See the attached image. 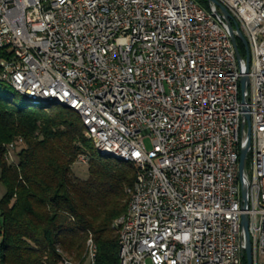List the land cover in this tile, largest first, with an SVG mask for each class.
Segmentation results:
<instances>
[{
    "label": "built area",
    "instance_id": "built-area-1",
    "mask_svg": "<svg viewBox=\"0 0 264 264\" xmlns=\"http://www.w3.org/2000/svg\"><path fill=\"white\" fill-rule=\"evenodd\" d=\"M216 1L247 44L245 214L252 264H264V0ZM212 10L194 0H0V81L69 100L104 150L137 163L128 264H242L241 74Z\"/></svg>",
    "mask_w": 264,
    "mask_h": 264
},
{
    "label": "trees",
    "instance_id": "trees-1",
    "mask_svg": "<svg viewBox=\"0 0 264 264\" xmlns=\"http://www.w3.org/2000/svg\"><path fill=\"white\" fill-rule=\"evenodd\" d=\"M194 1L209 9L206 0ZM236 46L245 59L239 40ZM50 105L27 100L19 108L0 96V264H87L89 239L94 264H119L113 222L125 212V191L136 170L96 156L79 118L45 111ZM18 140L22 146L9 163V146ZM82 155L88 158L87 179L71 169Z\"/></svg>",
    "mask_w": 264,
    "mask_h": 264
},
{
    "label": "bare ground",
    "instance_id": "bare-ground-1",
    "mask_svg": "<svg viewBox=\"0 0 264 264\" xmlns=\"http://www.w3.org/2000/svg\"><path fill=\"white\" fill-rule=\"evenodd\" d=\"M238 2H247V0H238ZM0 85H4L6 87L11 88L16 93L25 97L30 103L34 105H38L40 103L60 104L64 108L74 111L75 113H77L78 118L83 126L85 138L88 139L93 144L94 149L98 152L100 157L110 160L115 159L120 163H124L126 165H132L135 168L136 176L133 181V184L125 191L127 197L125 212L121 216H119L113 223V227L117 230V234H118V239H117L118 263L128 264V258L126 257V253L123 250V248L125 247V238L123 234H126V227H132L133 224L132 215L134 212V205L139 197V184L141 182V175L139 174V170L137 167V163H135V160L131 159L130 157H127V154H118V152H115L114 150H104L102 143H99V139L96 131H93L92 126L89 125L86 114L83 113L82 109H79L77 106L71 104L69 100L62 98L45 99V98L32 97L24 90L10 86L9 81H0ZM80 157H83V163H85L86 157L84 155ZM249 239H250V244L253 245V237H249ZM237 246H238V253L243 254L242 242L240 238L237 239ZM86 247H87L86 262L87 264H94L96 250L90 239L87 241Z\"/></svg>",
    "mask_w": 264,
    "mask_h": 264
},
{
    "label": "water",
    "instance_id": "water-1",
    "mask_svg": "<svg viewBox=\"0 0 264 264\" xmlns=\"http://www.w3.org/2000/svg\"><path fill=\"white\" fill-rule=\"evenodd\" d=\"M209 7H211L212 13L217 18L221 19L226 31L228 33L229 39L231 41L235 57L239 66V71L241 77L239 79L240 86V104H241V125L240 128L243 130L245 128V136L242 140L239 153L238 161V178L240 182V192H241V211L243 212L240 216V239L242 242V251L246 259V264H252V248L249 239L248 233V217L245 214L248 205V181L245 176V162L247 159V154L250 146V121L248 113V105L246 101L247 89L249 80L247 77L248 74V54H247V44L244 40L239 29L234 26L230 20V16L225 8H223L216 0H206ZM236 39L241 42L243 45L246 56L245 59H242L237 50Z\"/></svg>",
    "mask_w": 264,
    "mask_h": 264
},
{
    "label": "rangeland",
    "instance_id": "rangeland-1",
    "mask_svg": "<svg viewBox=\"0 0 264 264\" xmlns=\"http://www.w3.org/2000/svg\"><path fill=\"white\" fill-rule=\"evenodd\" d=\"M0 96L5 100H10L15 106H17L19 108L26 107L27 99L25 97H23L22 95L16 93L14 90H12L9 87L0 86ZM40 104L41 105H48L49 103H40ZM48 107L49 108L45 109V111L66 110V111H69L73 117L78 118L77 113H75L74 111H71L67 108H64L60 104H52ZM144 144H145L147 149L151 148V144H150V141L148 140V138L144 140ZM12 146L13 147L10 150H8V154H7L8 155L7 158H8L9 163L14 162V155H15L16 151L22 146V141L18 140L16 142H14L12 144ZM10 147H11V145L9 146V148ZM95 154H96V156H99V154L96 150H95ZM87 161H88V158H87L86 162L83 164L80 162H77V163L72 165L71 169H72V173H73L74 177H77L79 179H87V176H88V167L86 166ZM112 161L116 164L118 163V164L126 165L124 163H120V162L116 161L115 159H113ZM4 193H5V190L2 187V185L0 184V198L4 195ZM65 264H67V263H65Z\"/></svg>",
    "mask_w": 264,
    "mask_h": 264
}]
</instances>
